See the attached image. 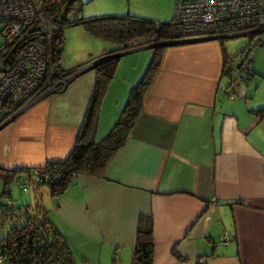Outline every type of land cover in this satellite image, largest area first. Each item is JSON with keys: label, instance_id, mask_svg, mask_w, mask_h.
Instances as JSON below:
<instances>
[{"label": "crops", "instance_id": "0c3cea01", "mask_svg": "<svg viewBox=\"0 0 264 264\" xmlns=\"http://www.w3.org/2000/svg\"><path fill=\"white\" fill-rule=\"evenodd\" d=\"M262 35L247 39L261 44L248 59L252 77L233 85L220 72L235 53L226 52L225 39L161 46L141 112L101 175H79L57 197L44 188L47 219L74 264H129L140 215L151 219L152 264H264V120L253 113L264 108ZM98 46L75 67L115 50L102 40ZM119 66L93 141L128 92L131 81H119ZM93 83L87 70L1 127L0 171H24L12 182L28 183L33 195V171L64 162L74 148Z\"/></svg>", "mask_w": 264, "mask_h": 264}, {"label": "trees", "instance_id": "16d2710c", "mask_svg": "<svg viewBox=\"0 0 264 264\" xmlns=\"http://www.w3.org/2000/svg\"><path fill=\"white\" fill-rule=\"evenodd\" d=\"M37 1L38 12L42 18L57 27L50 43L54 70L58 72L73 70L63 71L59 66L63 46L62 30L67 27L81 26L90 37L117 46V49L103 53L99 57L102 62L92 68L93 88L83 114L75 146L64 162L47 163L44 166L42 171L48 175V179H42L31 186L35 203L32 206L17 208H12V205H0V219L9 222L6 235L0 239V261L7 264H74L64 237L47 219V209L41 200L44 192L41 190L46 188L50 197H57L72 184L75 177L79 175L99 177L101 175L104 164L126 140L141 112L142 96L158 68L163 47H153L152 59L140 81L130 88L116 124L106 136L93 141L91 135L96 125L101 99L118 64L117 57L109 59L108 57L131 49L167 42L169 40V20L156 22L129 15L82 16L78 19L77 13L81 8L80 0ZM259 46H261L260 42L255 41L252 44L249 41L234 57L238 59L237 62L247 61L252 50ZM221 75L226 76L231 85V76L224 73ZM253 113L259 114L264 120V108ZM22 172L24 171L8 173L0 171L5 189L3 197H8L9 183L13 181L17 173ZM152 252L151 219L149 216L140 215L136 223L134 247L129 264H152ZM195 264H200V261Z\"/></svg>", "mask_w": 264, "mask_h": 264}, {"label": "built area", "instance_id": "2783aa9c", "mask_svg": "<svg viewBox=\"0 0 264 264\" xmlns=\"http://www.w3.org/2000/svg\"><path fill=\"white\" fill-rule=\"evenodd\" d=\"M0 26L1 128L32 105L64 90L86 67L54 70L50 43L57 27L42 18L37 0H0ZM168 27L165 43L257 36L264 33V0H175ZM221 71L231 76V85L251 78L248 60L237 70L230 60H224ZM42 179L48 175L33 171L30 185ZM13 183L21 191L29 185L19 179Z\"/></svg>", "mask_w": 264, "mask_h": 264}, {"label": "rangeland", "instance_id": "374dc122", "mask_svg": "<svg viewBox=\"0 0 264 264\" xmlns=\"http://www.w3.org/2000/svg\"><path fill=\"white\" fill-rule=\"evenodd\" d=\"M80 2L81 8L80 12L77 13L78 19L82 16L88 17L129 15L156 22H165L170 20L174 12L175 4V0H80ZM247 39V37L225 39L222 41V44L228 54L233 50H235L234 52L236 53L239 48L247 43ZM261 39H264V35L261 36ZM62 40L63 46L59 59V66L62 70H70L72 68L74 69L77 64H80L88 56L89 50L93 52L98 51V44L101 43V40L90 38V36L86 34L83 28L77 25L63 29ZM2 42L3 41L0 34V45L2 44ZM108 45H110L114 49L117 48L116 46H113L109 43ZM93 46L96 48L95 51L92 48ZM152 54L153 51L151 49H144L126 54L125 56H121L118 59V62L120 61V66L116 76L118 77L119 81H131L129 87H127L128 92L130 88L134 87L140 81L142 75L145 73L147 66L152 59ZM234 54L231 59L233 66H235L237 63ZM80 68H82V66L75 67V69ZM234 73L235 71L233 70L232 76H234ZM224 77L225 76H223V78ZM224 82L225 80H222V83ZM128 92L123 100H117V106L114 107V110H110V112H107L105 116V124L103 126H100L96 141L102 138V136H106L116 124L120 112L126 102ZM1 186L2 182L0 180V191ZM29 188L21 191L17 189L13 182H10L7 187V189L9 190V197H1L0 205L4 204L8 206L7 203L13 202L12 208L32 206L35 203V199H33L34 196L31 194ZM41 192H44V190H41ZM41 200L43 204L47 203L46 200H48V197L45 196V193L41 196ZM8 228L9 222L2 221L0 219V239H2L6 235ZM0 264L7 263L4 261H0Z\"/></svg>", "mask_w": 264, "mask_h": 264}, {"label": "water", "instance_id": "95a60500", "mask_svg": "<svg viewBox=\"0 0 264 264\" xmlns=\"http://www.w3.org/2000/svg\"><path fill=\"white\" fill-rule=\"evenodd\" d=\"M205 41H215L214 39H203V40H198V41H192V42H205ZM180 44H184V43H160V44H157V45H148V46H143V48H148V49H151V48H153V47H156V46H163V47H165V46H169V45H180ZM141 48V47H140ZM135 49H138V48H135ZM134 49H131V50H128V51H125V52H121V53H118V54H116V55H113L112 57H108V59L109 58H113V57H117V56H122V55H125V54H127L128 52H131V51H133ZM103 60H105V59H103ZM99 62H102L101 60H99V61H97V62H94L93 64H91L89 67H86V69L82 72V73H84L85 71H87V70H91L96 64H98ZM240 64H241V62H237L236 63V65H235V67H234V69L235 70H237L238 68H239V66H240ZM81 73V74H82ZM80 74V75H81Z\"/></svg>", "mask_w": 264, "mask_h": 264}, {"label": "clouds", "instance_id": "9594fccd", "mask_svg": "<svg viewBox=\"0 0 264 264\" xmlns=\"http://www.w3.org/2000/svg\"><path fill=\"white\" fill-rule=\"evenodd\" d=\"M11 204V203H10Z\"/></svg>", "mask_w": 264, "mask_h": 264}]
</instances>
